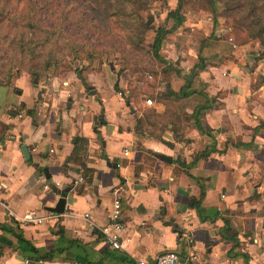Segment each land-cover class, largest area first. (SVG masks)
<instances>
[{
  "label": "crops",
  "instance_id": "crops-1",
  "mask_svg": "<svg viewBox=\"0 0 264 264\" xmlns=\"http://www.w3.org/2000/svg\"><path fill=\"white\" fill-rule=\"evenodd\" d=\"M191 18L181 31L199 36L181 40V73H168V88L159 91L180 92L202 63L197 94L182 105L190 119L208 108L201 123L211 136L195 125L181 140H170L169 132L154 136L140 110L146 103L129 99L125 76L115 67L38 84L22 74L0 86V226L12 230L0 229V264H155L171 251L186 264H264V49L231 24L215 29L212 19ZM78 138L88 141L85 168L70 161ZM54 182L69 190L65 213H53L42 225L24 224L29 212L44 215L43 207L57 205L62 195L53 192ZM117 197L122 250L101 232Z\"/></svg>",
  "mask_w": 264,
  "mask_h": 264
},
{
  "label": "rangeland",
  "instance_id": "rangeland-1",
  "mask_svg": "<svg viewBox=\"0 0 264 264\" xmlns=\"http://www.w3.org/2000/svg\"><path fill=\"white\" fill-rule=\"evenodd\" d=\"M33 2L37 5L38 25L46 31L41 33L36 31L35 35L31 31L28 36H33L30 38L32 41L28 40V47L34 49L42 59L26 57L27 59L19 66H14L9 61L10 57L6 55L3 48L5 45L0 42V86L11 85L17 76L29 75L32 70L38 71L36 78L38 81L55 77L67 80L75 73L81 75L94 73L103 67L110 69L113 65L116 71L125 76L126 88L130 92L129 99L137 105L147 99L154 102L152 106L145 105V108H140L154 136L163 138L169 132L172 136H169L170 140H181V136L194 127L189 115L184 112L185 106L182 105V101L166 98L167 91L159 89L168 88L166 86L168 73H181V67L176 64L180 61L178 54L181 52V40L189 36L195 41V37L199 36L197 31L188 33L181 31L190 24L191 14L202 20L213 18L207 9L200 6L204 0L185 1L182 10L185 22L165 39L161 52L163 62L153 57L151 46L160 28L166 27L168 30L173 28L174 22L168 21L167 16L177 8L178 0L151 1L150 10L142 16L144 23L151 24L145 35L144 49L141 51L128 47L124 41V34L117 27L122 21L112 16L114 9L111 0H33ZM204 5L209 8L208 2ZM220 22L232 25L233 20H226L225 16H222ZM46 38H49V41L43 44L47 41ZM51 56L60 61L48 75L43 62L49 60ZM159 103L165 106L164 111L160 113L155 108Z\"/></svg>",
  "mask_w": 264,
  "mask_h": 264
},
{
  "label": "trees",
  "instance_id": "trees-1",
  "mask_svg": "<svg viewBox=\"0 0 264 264\" xmlns=\"http://www.w3.org/2000/svg\"><path fill=\"white\" fill-rule=\"evenodd\" d=\"M113 1L112 7L114 12L112 16L122 21L120 26H117L124 34V41L128 47L136 51L144 49L145 35L150 30L149 25L142 21V16L150 10L152 0H111ZM186 0H178L177 8L171 11L167 20H172L174 26L168 30L166 27L160 28L155 35L153 44L151 46V52L156 60L163 62L162 47L165 39L168 35L172 34L174 30L183 26L185 18L182 10L185 6ZM209 3V8H206L204 3L201 2L200 6L207 9L212 15V21L215 29L220 25V19L225 16L226 20H233V27L243 30L248 35L249 39L257 41L264 49V0H204ZM37 5L33 0H0V42L5 45L3 48L6 51V55L10 57V60L14 66H19L21 62H24L27 58L30 59H42L38 56L35 50H31L28 47V40L33 36H28L31 31L34 35L37 33L45 32L43 27H39L38 13L36 11ZM43 44L49 41L46 38ZM32 41V40H31ZM10 52V54H8ZM29 52V54H28ZM264 55V51H263ZM46 61V62H45ZM43 63L45 65V72L50 75V71L58 66L59 59L50 57ZM200 62L202 60L200 59ZM38 69V68H32ZM203 64L196 66L189 75L186 76V84L180 92H174L173 90H167L166 98L172 100H184L189 99L193 95L197 94L195 90V82L199 75ZM31 77L35 80L38 77V71H30ZM208 102L214 101L207 97ZM208 108L202 107L195 110L191 121L194 120V125L201 134L211 136V133L207 132L201 123V117L203 111ZM29 115H33V112H28ZM264 126V125H263ZM88 144V141L83 138H78L75 142V150L70 158L71 163L80 165L83 168L86 167L84 158L86 157V150L82 149ZM211 153L206 151L201 156L205 157ZM94 172L92 170H85L86 178H92ZM66 192L63 191V194ZM191 205L197 207L200 211V203L192 200ZM0 229L7 232H12L7 227L0 226ZM20 241L25 242L22 236H18ZM31 250L38 254L35 248ZM50 259L46 255H43L41 260Z\"/></svg>",
  "mask_w": 264,
  "mask_h": 264
},
{
  "label": "built area",
  "instance_id": "built-area-1",
  "mask_svg": "<svg viewBox=\"0 0 264 264\" xmlns=\"http://www.w3.org/2000/svg\"><path fill=\"white\" fill-rule=\"evenodd\" d=\"M228 42L232 45L234 50L240 49L239 45L236 43L235 39L230 37ZM147 106L154 105V102L151 99L145 101ZM131 149L125 151V155L130 154ZM36 152V149H35ZM83 181V179H80ZM48 188V187H46ZM53 213L46 212L44 215L39 214L37 211L29 212L23 219L24 224H33V225H42L45 221L53 218ZM86 218H89V215H86ZM102 235L105 241L115 250L123 249V236L125 234V225L122 222V201L120 197L113 203V211L110 216V222L108 225L102 228ZM191 258H194L195 255L191 253ZM188 260H184L176 252H166L159 256L155 264H186ZM75 264H90L87 262H79ZM137 264H147L145 260L139 261Z\"/></svg>",
  "mask_w": 264,
  "mask_h": 264
},
{
  "label": "water",
  "instance_id": "water-1",
  "mask_svg": "<svg viewBox=\"0 0 264 264\" xmlns=\"http://www.w3.org/2000/svg\"><path fill=\"white\" fill-rule=\"evenodd\" d=\"M150 24H151V22H148V25H150ZM111 68L114 69V66L112 65ZM35 84H38V79H35ZM129 105L130 104H128V106ZM22 152H23V155L25 157V160H27V161L32 160V156L30 155V152H29L27 146H22ZM156 158L159 159L160 161L168 163V164H171L173 161V159L171 157L166 156V155H162V154H156ZM34 168L37 169L39 172L44 173L47 180L52 179L48 168H42L37 163L34 164ZM52 190H53V192H55V194L62 195V197L60 198V200L58 201V203L55 207H53V208L43 207V210L45 212H48V213H55V214L62 215L65 213V207H66V203H67L66 193L69 190H68V188H62V186L57 185L55 182H54V188H52ZM63 191H65L66 193L63 194Z\"/></svg>",
  "mask_w": 264,
  "mask_h": 264
}]
</instances>
